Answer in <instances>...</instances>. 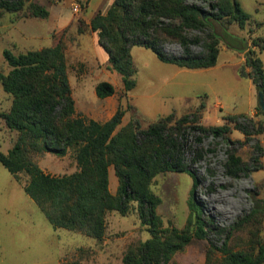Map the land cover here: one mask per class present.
I'll return each mask as SVG.
<instances>
[{
  "label": "rangeland",
  "instance_id": "obj_1",
  "mask_svg": "<svg viewBox=\"0 0 264 264\" xmlns=\"http://www.w3.org/2000/svg\"><path fill=\"white\" fill-rule=\"evenodd\" d=\"M113 0H30L18 13L0 10V75H8L10 67L3 51L14 55L61 45L75 103L74 118L107 122L120 106L125 112L115 134L135 122L147 129L161 117L175 113L176 119L199 110L205 127L230 125L229 115L249 116L264 128V116L257 110L258 92L248 77L245 65L253 41H264V0H236L250 16L244 28L225 20L229 38L240 42H221L217 65L205 70H187L165 64L145 48H132L136 67L133 90H124L121 76L111 69L109 56L99 45L98 34L90 22L98 14H106ZM39 3L50 12L48 18L30 15V3ZM103 3V4H102ZM210 11L201 0H188ZM158 28H170L180 36L204 37L183 28L174 17H162ZM218 32L221 29L218 27ZM204 40V39H203ZM202 40V41H203ZM228 41V40H227ZM168 54L180 55L178 38L163 43ZM203 52L202 43L192 47ZM256 50L264 67V51ZM108 82L115 95L100 99L95 88ZM13 97L0 84V152L7 154L16 144L18 133L7 127L3 114L9 113ZM230 143L205 137L184 156L185 164L195 174L198 187L192 197L193 179L187 173H165L156 176L150 190L160 199L157 214L164 229L187 232L190 243L173 257L174 264H226L222 247L226 243L232 253H257L264 244V213L249 218L256 204L264 206V130L246 139L230 125ZM197 143V142H195ZM235 151L247 171L233 177L227 171L229 153ZM32 160L52 176L71 175L78 171L74 150L59 157L53 153L33 154ZM26 174L11 175L0 164V264H123L128 250L150 239L141 226L137 204L128 213L111 211L106 215V229L101 240L83 233L54 229L37 205L25 194ZM119 180L114 167L109 169V192L116 196ZM198 204L207 227V236L194 234L196 214L191 215L190 202ZM248 216L247 219H245ZM242 219V220H241Z\"/></svg>",
  "mask_w": 264,
  "mask_h": 264
},
{
  "label": "trees",
  "instance_id": "obj_2",
  "mask_svg": "<svg viewBox=\"0 0 264 264\" xmlns=\"http://www.w3.org/2000/svg\"><path fill=\"white\" fill-rule=\"evenodd\" d=\"M27 1L30 0H0V10L18 13ZM187 1L114 0L105 15L98 13L93 17L90 28L98 34L99 45L108 54L111 69L121 76L126 92L136 86L137 71L131 52L134 47L152 51L165 64L205 70L217 65L221 42H240L239 39L231 41L224 22H234L241 29L246 26L250 16L238 1L201 0L210 11L196 4L189 5ZM28 10L35 18L46 19L50 15L39 3L31 2ZM162 17H174L183 28L204 37L180 36L173 29L158 28L155 22ZM175 37L183 49L180 55L168 54L163 47L165 41ZM200 43L203 52L196 54L192 47ZM252 45L245 56L250 72L240 73L251 79L257 92L264 95V67L253 49L264 51V41L258 39ZM3 57L11 70L6 76L0 75V84L13 97V103L9 113L2 116L7 127L18 133V140L7 154L0 152V164L14 177L21 173L28 176L24 192L54 229L83 233L101 240L106 229V215L111 211L125 215L130 204L136 203L140 224L151 237L131 247L123 264H174L173 257L191 241L187 232L163 228L157 214L160 199L150 190L156 176L169 172L189 174L193 179V197L198 180L184 160L193 145H200L209 136L229 144L230 125L246 139L264 130L262 124L257 128V124L243 114L226 116L224 120L230 125L205 127L200 123L197 110L180 119L171 113L147 129L132 122L115 134L125 115L120 106L104 123L73 117L75 103L61 45L18 56L4 50ZM95 91L100 99L116 93L108 82L99 83ZM257 110L264 116L262 108ZM70 149L75 152L78 167L71 175L52 176L32 160L33 154L53 153L64 157ZM111 166L119 180L116 196L109 192ZM227 171L235 178L247 171L235 151L229 153ZM190 209L192 216L196 214L195 236L206 237L207 227L193 198ZM261 213H264V206L256 204L249 218ZM222 253L226 264H264V244L259 246L257 253H232L225 243Z\"/></svg>",
  "mask_w": 264,
  "mask_h": 264
},
{
  "label": "water",
  "instance_id": "obj_3",
  "mask_svg": "<svg viewBox=\"0 0 264 264\" xmlns=\"http://www.w3.org/2000/svg\"><path fill=\"white\" fill-rule=\"evenodd\" d=\"M258 106L264 110V95L262 92L258 93Z\"/></svg>",
  "mask_w": 264,
  "mask_h": 264
},
{
  "label": "crops",
  "instance_id": "obj_4",
  "mask_svg": "<svg viewBox=\"0 0 264 264\" xmlns=\"http://www.w3.org/2000/svg\"><path fill=\"white\" fill-rule=\"evenodd\" d=\"M113 1H114V0H113ZM113 1H112V2H113ZM102 4H103V3H102Z\"/></svg>",
  "mask_w": 264,
  "mask_h": 264
}]
</instances>
